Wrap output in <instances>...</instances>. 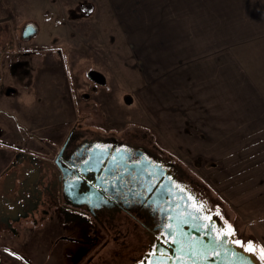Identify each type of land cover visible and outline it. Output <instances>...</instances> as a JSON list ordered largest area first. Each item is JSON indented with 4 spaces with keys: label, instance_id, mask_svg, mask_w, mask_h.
Listing matches in <instances>:
<instances>
[{
    "label": "rangeland",
    "instance_id": "obj_1",
    "mask_svg": "<svg viewBox=\"0 0 264 264\" xmlns=\"http://www.w3.org/2000/svg\"><path fill=\"white\" fill-rule=\"evenodd\" d=\"M166 1L171 3L166 13L165 28L168 29L178 21L181 0H162ZM118 3L122 1L0 0V71L6 74L0 82V91L7 94L13 88L10 96L0 94V140L14 139L11 134L15 121L22 124L19 132L25 143L36 144L28 134L62 137L73 124L84 125L92 133L138 139L181 167L208 194L222 223L227 228L231 225L239 244L254 251L264 262V253L256 242V223L248 221L249 217H255L248 214L257 211L258 201L251 199L249 211L241 210L239 143L225 142V128L177 126L180 134L195 136L196 141L179 143L171 141L169 135H161L155 129L157 126L148 124L142 102L145 50L142 46L136 47L126 26L129 16L118 13L125 12L121 7H114ZM142 16L133 22L134 26L143 22ZM34 23L39 29L38 35L30 41L22 40L21 29ZM179 23H182L180 19ZM4 50L7 55H3ZM92 70L105 75V85L89 79ZM205 132L211 141L197 142L205 139ZM215 138L218 142H213ZM217 148L220 150L217 158L210 156ZM0 149H3L1 143ZM6 160L5 153L0 158V169ZM44 225L45 222L41 223L37 230L28 228L24 249L27 255L7 243H0V263L3 260L2 264H25L34 257L36 264H75L74 244L56 242V233ZM121 231L124 234H120V241H128L129 248L141 247L145 237L137 238L139 228L130 223L122 226ZM113 250L127 251L128 248L104 236L83 262L100 251L98 264H110L114 259ZM70 252L74 253L73 258L67 256Z\"/></svg>",
    "mask_w": 264,
    "mask_h": 264
},
{
    "label": "flooded vegetation",
    "instance_id": "obj_2",
    "mask_svg": "<svg viewBox=\"0 0 264 264\" xmlns=\"http://www.w3.org/2000/svg\"><path fill=\"white\" fill-rule=\"evenodd\" d=\"M32 25L37 28L36 23ZM37 35L38 31L24 39V27L21 29L22 40L30 41ZM5 52L3 55H7ZM5 75L0 71V82ZM12 89L7 94L1 90L0 94L10 96ZM83 126L73 124L62 137L28 134L36 144L24 141L4 146L1 140L0 154L8 151L9 155L0 169L2 245L7 243L27 255L24 249L29 229L37 230L45 222L44 226L56 233V242L74 244L75 264H98L100 251L94 258L91 256L85 262L83 259L104 236L128 248L127 251L113 250L114 259L110 264H147L157 245L171 241L167 235L170 212L174 211L168 204L171 201L168 199L159 207L150 201L159 186L169 188V194L175 196L174 202H183V206L189 203L204 218L210 216L211 219L205 218L208 223L216 218L223 220L208 194L172 160L158 155L138 139L92 133ZM152 167H156V176L146 179ZM135 168L140 172L136 173ZM159 171L163 173V180ZM130 223L140 229L139 240L145 237L137 249L129 248L128 241L119 239L124 234L121 227ZM222 226H217L221 232L228 230L225 224ZM73 254L70 252L67 256L73 258ZM31 258L25 264H36L35 258Z\"/></svg>",
    "mask_w": 264,
    "mask_h": 264
},
{
    "label": "crops",
    "instance_id": "obj_3",
    "mask_svg": "<svg viewBox=\"0 0 264 264\" xmlns=\"http://www.w3.org/2000/svg\"><path fill=\"white\" fill-rule=\"evenodd\" d=\"M121 1L114 7L124 9L118 13L129 16L130 36L145 50L148 124L179 143L196 142L180 134V126L225 128V142L239 143L241 210L258 201L248 221L256 223V242L264 249V0H181L178 21L168 29L170 1ZM138 16L143 22L134 26ZM19 128L15 122L14 139L1 138L4 146L24 142ZM204 137L197 142L211 141L207 132ZM212 151L217 158L220 150Z\"/></svg>",
    "mask_w": 264,
    "mask_h": 264
},
{
    "label": "water",
    "instance_id": "obj_4",
    "mask_svg": "<svg viewBox=\"0 0 264 264\" xmlns=\"http://www.w3.org/2000/svg\"><path fill=\"white\" fill-rule=\"evenodd\" d=\"M37 31L34 25L28 24L24 28V38L33 37ZM89 79L99 85L107 82L105 75L96 70L89 72ZM154 168H149L146 179L156 176ZM134 170L140 172L138 168ZM159 173L163 180V173ZM158 189L150 201L159 207L169 199L171 202L168 204L176 211L170 212L171 226L167 229L168 240L171 241L157 245L147 264H264L254 251L237 243L232 232L229 234L226 229L221 232L217 228L223 225L219 218H216L217 222L208 223L198 209L189 207V203L183 206V202H174L175 196L169 194V188L159 186ZM205 226L209 227L208 230Z\"/></svg>",
    "mask_w": 264,
    "mask_h": 264
},
{
    "label": "snow or ice",
    "instance_id": "obj_5",
    "mask_svg": "<svg viewBox=\"0 0 264 264\" xmlns=\"http://www.w3.org/2000/svg\"><path fill=\"white\" fill-rule=\"evenodd\" d=\"M203 210V209H202ZM206 219H211V217L210 216H206L205 217ZM228 229H229V234H231V231H232V229H231V225H229L228 226ZM237 243H240V241H236ZM261 253H264V249H261Z\"/></svg>",
    "mask_w": 264,
    "mask_h": 264
}]
</instances>
